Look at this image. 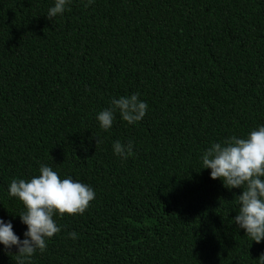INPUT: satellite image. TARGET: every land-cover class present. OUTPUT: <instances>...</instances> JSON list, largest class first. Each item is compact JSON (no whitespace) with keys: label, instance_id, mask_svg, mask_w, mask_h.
I'll return each mask as SVG.
<instances>
[{"label":"trees","instance_id":"16d2710c","mask_svg":"<svg viewBox=\"0 0 264 264\" xmlns=\"http://www.w3.org/2000/svg\"><path fill=\"white\" fill-rule=\"evenodd\" d=\"M85 2L50 21L53 0H0V219L21 235L7 186L45 164L95 197L54 217L60 232L31 264H256L264 240L231 221L240 189L199 156L264 125V0ZM133 92L144 118L102 131L96 113ZM115 140L133 156L113 155Z\"/></svg>","mask_w":264,"mask_h":264},{"label":"clouds","instance_id":"9594fccd","mask_svg":"<svg viewBox=\"0 0 264 264\" xmlns=\"http://www.w3.org/2000/svg\"><path fill=\"white\" fill-rule=\"evenodd\" d=\"M94 0H86L88 7ZM71 0H53L45 14L53 21L61 16ZM139 93L110 97L108 107L96 113L95 119L102 131H109L116 115L127 125L139 123L148 110V104L139 98ZM97 142L101 143L99 137ZM113 155L121 161L133 156V142L115 140L111 144ZM201 170H209V178L220 180L222 186L231 191L240 189L235 196L237 210L231 219L237 229L253 243L264 240V125H257L243 136L229 135L212 141L199 156ZM9 197L23 205L18 216L25 230L20 236L14 233L10 220L0 219V251L15 256V264H31L35 253H43L47 242L60 227L54 217L82 215L94 199L92 187L69 176L60 178L57 171L41 164L36 175L29 179L12 178L7 186ZM68 238L77 239V233H67ZM15 250L14 252L12 250ZM264 264V251L255 259Z\"/></svg>","mask_w":264,"mask_h":264}]
</instances>
